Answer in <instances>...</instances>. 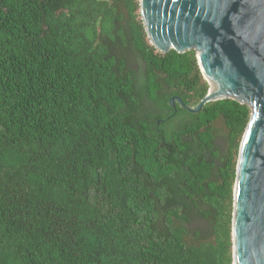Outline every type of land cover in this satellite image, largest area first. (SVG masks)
<instances>
[{"label":"trees","instance_id":"obj_1","mask_svg":"<svg viewBox=\"0 0 264 264\" xmlns=\"http://www.w3.org/2000/svg\"><path fill=\"white\" fill-rule=\"evenodd\" d=\"M208 92L139 0H0V264H233L252 112Z\"/></svg>","mask_w":264,"mask_h":264},{"label":"water","instance_id":"obj_2","mask_svg":"<svg viewBox=\"0 0 264 264\" xmlns=\"http://www.w3.org/2000/svg\"><path fill=\"white\" fill-rule=\"evenodd\" d=\"M159 52L196 51L208 95L251 109L234 188L233 264H264V0H139ZM175 106V99H171Z\"/></svg>","mask_w":264,"mask_h":264},{"label":"flooded vegetation","instance_id":"obj_3","mask_svg":"<svg viewBox=\"0 0 264 264\" xmlns=\"http://www.w3.org/2000/svg\"><path fill=\"white\" fill-rule=\"evenodd\" d=\"M172 104V103H171ZM173 105V104H172ZM174 108H176V104H175V106H173Z\"/></svg>","mask_w":264,"mask_h":264}]
</instances>
